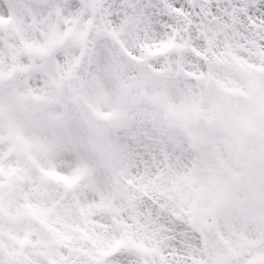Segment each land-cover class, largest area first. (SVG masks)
<instances>
[{
    "label": "snow or ice",
    "instance_id": "snow-or-ice-1",
    "mask_svg": "<svg viewBox=\"0 0 264 264\" xmlns=\"http://www.w3.org/2000/svg\"><path fill=\"white\" fill-rule=\"evenodd\" d=\"M0 264H264V0H0Z\"/></svg>",
    "mask_w": 264,
    "mask_h": 264
}]
</instances>
